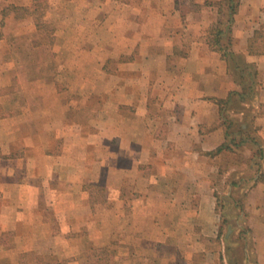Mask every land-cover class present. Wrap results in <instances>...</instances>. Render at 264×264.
Listing matches in <instances>:
<instances>
[{"label": "crops", "instance_id": "crops-1", "mask_svg": "<svg viewBox=\"0 0 264 264\" xmlns=\"http://www.w3.org/2000/svg\"><path fill=\"white\" fill-rule=\"evenodd\" d=\"M205 1L140 0L126 32L111 26L105 43L83 46L75 75L94 94L67 97L49 75L26 83L0 118V264H93L98 247L111 264H264V158L254 164L248 141L207 154L225 142L217 100L237 91H250L264 148V54L248 53L264 0H239L230 33L252 89L209 45L218 9ZM216 194L239 199L225 225Z\"/></svg>", "mask_w": 264, "mask_h": 264}, {"label": "rangeland", "instance_id": "rangeland-1", "mask_svg": "<svg viewBox=\"0 0 264 264\" xmlns=\"http://www.w3.org/2000/svg\"><path fill=\"white\" fill-rule=\"evenodd\" d=\"M139 1L130 4L125 0H32L29 5H21L15 0H0V101L9 106L6 111L16 110L11 105L23 104L21 94L27 90L26 83L38 76L55 78L59 93L65 92L67 97L94 94L91 87L84 88L86 84L75 75L82 69V47L95 40L105 43L113 33L111 26L116 31L121 28L126 32L132 26L131 10H143ZM96 7L102 9L104 24L98 38L95 25L97 22L99 25L101 18L95 16ZM140 16V13L136 16L138 24L144 19ZM5 83L8 85L4 86ZM75 106L73 113L80 115V106ZM90 189L95 197L105 192L98 186ZM90 249H93L90 250L92 260L97 257L100 260L93 264H111L106 247Z\"/></svg>", "mask_w": 264, "mask_h": 264}, {"label": "trees", "instance_id": "trees-1", "mask_svg": "<svg viewBox=\"0 0 264 264\" xmlns=\"http://www.w3.org/2000/svg\"><path fill=\"white\" fill-rule=\"evenodd\" d=\"M207 5H214L218 9V18L216 23L209 30V37L207 39L209 45L215 50L222 51V56L226 59H229V64H231V73L235 79V81L244 85L245 81L242 80L243 76L239 75V65L244 64V60L241 55L234 54L231 47V27L233 23V18L235 13L237 12V8L239 5V0H220L217 2H209L205 1ZM248 53L249 54H264V26L258 30H255L253 36L249 39L248 42ZM186 55L185 53H182ZM236 63V64H235ZM246 64V63H245ZM236 65V68L233 67ZM246 73V83L245 85L251 88V82L253 83V77L255 75V71L253 69V65L246 64L245 67ZM238 69V70H237ZM242 78V79H241ZM244 81V82H243ZM242 94H250V91L246 92H231L225 99L217 100L219 105V124L224 128L225 131V142L216 148L212 152H208L207 154H217L220 153L223 155L224 153H230L234 148L239 147L242 143L248 141L253 146V155L257 160H255L254 164L260 166V161L264 158V148L258 147L260 143L259 137L255 135V130L251 128L250 124V111L246 108V106L250 105V98L246 95ZM253 94V93H252ZM244 103V104H243ZM247 109L245 110L244 107ZM16 111H4L0 107V118L12 115ZM258 145V146H257ZM251 147V146H250ZM217 197V208L221 210V216L223 217V225L227 222H230L232 218L235 219L237 217L240 203L238 196H228L222 197L221 195L216 194ZM226 200V201H225ZM228 200V201H227ZM229 203V204H228ZM230 206L229 209H226V206ZM230 215L232 216L231 219ZM222 227L220 228V233L222 232ZM241 248V247H240ZM49 264V263H42ZM55 264H64L62 262H57Z\"/></svg>", "mask_w": 264, "mask_h": 264}]
</instances>
